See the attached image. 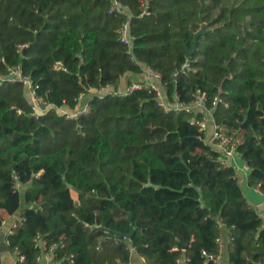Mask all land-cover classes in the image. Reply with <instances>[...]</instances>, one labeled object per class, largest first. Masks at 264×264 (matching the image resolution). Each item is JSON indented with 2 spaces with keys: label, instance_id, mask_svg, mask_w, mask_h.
Here are the masks:
<instances>
[{
  "label": "trees",
  "instance_id": "trees-1",
  "mask_svg": "<svg viewBox=\"0 0 264 264\" xmlns=\"http://www.w3.org/2000/svg\"><path fill=\"white\" fill-rule=\"evenodd\" d=\"M111 1L0 0V74L19 65L57 109L143 67L169 104L200 91L264 196V0H116L125 14ZM89 104L77 120L35 118L21 83L0 84V211L21 210L6 238L16 264H37L36 236L57 246L51 264H129L131 250L145 264H217L223 228L228 264H264L263 221L190 123L201 113L166 111L148 86Z\"/></svg>",
  "mask_w": 264,
  "mask_h": 264
},
{
  "label": "built area",
  "instance_id": "built-area-1",
  "mask_svg": "<svg viewBox=\"0 0 264 264\" xmlns=\"http://www.w3.org/2000/svg\"><path fill=\"white\" fill-rule=\"evenodd\" d=\"M110 11H114L120 14H125V10L123 6L116 0L111 1ZM117 38L120 43L127 45L128 47L131 46L133 37L129 34L128 21H125L122 24V26L119 28V30L117 31ZM58 65L59 64L56 65L57 68H59ZM145 69L149 73V75L153 76L155 79L160 81V77L156 73H154L149 68L145 67ZM185 69H188V65H185L183 67V73L185 72ZM7 81L19 82L23 85L27 93L31 116L35 118H38L40 115L50 111L51 109L56 110V112L58 113L59 110H61L62 108H65V107H62V108L57 109V108H54L51 104H49L43 98V96H41L38 93V89H39L38 85L33 83L29 75L22 73L19 65L8 69L5 74H0V84L2 82H7ZM142 86L151 87L149 85H144L140 83H131L128 85L127 90L124 93L120 92L118 88L113 89L110 86L100 87L97 89L96 88L88 89L85 93H82L77 97V101H76L77 105L73 110L67 109V108L66 110H61V115H65L67 119L77 120L80 116L86 115L90 112L89 99L92 98L93 96L104 97L107 94H127V93L132 92L135 89H139ZM151 88L154 89L153 87ZM155 91L157 92V90ZM157 96L160 100L161 97L158 92H157ZM205 102H206L205 95L201 93L200 91H196L193 102L190 105H181L179 103L163 105L161 102H159V105L162 106V108H164L166 111L174 109L177 111L184 110L186 112L194 113L193 110L195 108L202 109L204 111H211L205 108ZM220 102L221 100L218 97H215L212 101V105L215 106L217 103H220ZM190 123L192 125L199 127L204 132L207 129V122L204 119V117L202 120L193 117L191 118ZM207 143L212 149H214L216 152L220 154L219 163L222 167H232L228 164V159L233 157L234 155H237L235 152L236 142L234 141L232 137L224 134L214 124L212 127L211 135ZM255 190L261 193L259 188H255ZM7 246H8V243H7ZM34 246L35 248L41 250V253L36 258L37 264H41L43 259L46 261V264H51L53 262L54 260L53 252L55 248L57 247L56 245L53 244L50 247H48V249H46L45 246H43L42 240L39 238V236H36L34 239Z\"/></svg>",
  "mask_w": 264,
  "mask_h": 264
},
{
  "label": "crops",
  "instance_id": "crops-1",
  "mask_svg": "<svg viewBox=\"0 0 264 264\" xmlns=\"http://www.w3.org/2000/svg\"><path fill=\"white\" fill-rule=\"evenodd\" d=\"M131 83H140L144 85H149L153 87L159 93L161 99L160 102L163 105H170L166 97V88L160 83L159 80L155 79L153 76L149 75L146 69L143 67L141 74H125L121 77L118 89L120 92L124 93L127 90V87ZM61 110H66L62 108ZM195 114H202L204 119L207 122V130L205 131V141L207 142L214 125L212 119L211 111H204L202 109H194ZM208 131V132H207ZM207 132V133H206ZM228 164L232 166L235 170V178L237 183L241 186L243 194L248 201L250 207L256 210L263 221L264 226V196L256 191L255 189L247 185V176L249 169L245 162H243L239 156L234 155L228 159ZM22 209V208H21ZM21 210L17 211L14 214H8L5 211H0L1 217V227H0V264H16L17 257L15 254H11L7 246V236L12 233L13 229L16 227L17 223L20 221ZM221 241L223 245L221 246L219 256L217 257V264H228V254L226 250V243L229 240V232L223 228L221 234ZM41 264H46V261L43 259ZM129 264H145L144 260L138 257L133 250H131V257Z\"/></svg>",
  "mask_w": 264,
  "mask_h": 264
},
{
  "label": "water",
  "instance_id": "water-1",
  "mask_svg": "<svg viewBox=\"0 0 264 264\" xmlns=\"http://www.w3.org/2000/svg\"><path fill=\"white\" fill-rule=\"evenodd\" d=\"M196 44H197V36L195 37V39H194V43H193V45H192V48L190 49V50H187L186 51V56L187 57H189L193 52H194V50H195V48H196ZM65 180V179H64ZM128 238H129V236H128ZM7 249V248H6ZM2 250L0 249V252H1Z\"/></svg>",
  "mask_w": 264,
  "mask_h": 264
},
{
  "label": "rangeland",
  "instance_id": "rangeland-1",
  "mask_svg": "<svg viewBox=\"0 0 264 264\" xmlns=\"http://www.w3.org/2000/svg\"><path fill=\"white\" fill-rule=\"evenodd\" d=\"M158 101L160 102L159 98H158ZM58 114L61 115V110L58 111ZM206 130H207V129H206ZM207 132H208V131H207ZM207 132H206V133H207ZM73 196H75V195L73 194Z\"/></svg>",
  "mask_w": 264,
  "mask_h": 264
}]
</instances>
